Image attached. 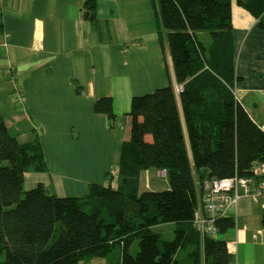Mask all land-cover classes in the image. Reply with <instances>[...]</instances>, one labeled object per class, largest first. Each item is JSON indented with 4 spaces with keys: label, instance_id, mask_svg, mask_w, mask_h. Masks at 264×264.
Instances as JSON below:
<instances>
[{
    "label": "trees",
    "instance_id": "16d2710c",
    "mask_svg": "<svg viewBox=\"0 0 264 264\" xmlns=\"http://www.w3.org/2000/svg\"><path fill=\"white\" fill-rule=\"evenodd\" d=\"M152 4L158 40L180 86L182 119L171 83L131 98L117 187L89 185L88 194L65 209L41 184L23 192L25 173L48 170L41 137L31 130L20 142L0 118V264H89L94 258L104 264H229L227 243L200 238L192 222L203 181L246 177L252 163L264 162V130L233 95L232 40L233 4L264 31V0ZM81 10L101 33L95 1L85 0ZM94 112L113 120L112 99L97 100ZM149 170L166 171L167 190L140 191L141 174ZM160 224L173 225V239L153 231ZM216 227L223 234L234 221L221 218Z\"/></svg>",
    "mask_w": 264,
    "mask_h": 264
},
{
    "label": "crops",
    "instance_id": "0c3cea01",
    "mask_svg": "<svg viewBox=\"0 0 264 264\" xmlns=\"http://www.w3.org/2000/svg\"><path fill=\"white\" fill-rule=\"evenodd\" d=\"M84 1L0 0V118L20 142L40 134L48 170L25 173L23 187L41 184L65 209L89 185L117 187L131 98L176 87L152 0H94L101 33L83 20ZM232 40L234 91L264 130V31L234 4ZM101 98L112 99L113 120L94 112ZM176 110L182 119L178 93ZM227 217L234 228L217 238L229 264H264L261 210L242 198Z\"/></svg>",
    "mask_w": 264,
    "mask_h": 264
},
{
    "label": "built area",
    "instance_id": "2783aa9c",
    "mask_svg": "<svg viewBox=\"0 0 264 264\" xmlns=\"http://www.w3.org/2000/svg\"><path fill=\"white\" fill-rule=\"evenodd\" d=\"M254 175L252 179H243L246 184L239 183L242 179H212L201 184L200 196L202 198L192 222L193 228L200 236L216 238L218 229L216 220L227 217V209L237 206L242 198H251L252 202L264 213V162L253 163ZM165 173L160 171L158 175ZM256 187L257 195L252 196L248 188ZM261 196V197H260Z\"/></svg>",
    "mask_w": 264,
    "mask_h": 264
},
{
    "label": "rangeland",
    "instance_id": "374dc122",
    "mask_svg": "<svg viewBox=\"0 0 264 264\" xmlns=\"http://www.w3.org/2000/svg\"><path fill=\"white\" fill-rule=\"evenodd\" d=\"M203 33L204 32L200 33V39L207 44L208 43V36L206 34H203ZM252 170H253V163L251 165L250 172ZM159 172L154 174L153 170H149L147 172L144 171L141 175V178H140V191H163V190H167L168 189V183L165 181L167 178H166L165 174L164 175H161V174L158 175ZM155 176H157L159 179L164 178V180H159V179L155 178ZM234 178L242 179V180H239V183L246 184V181L243 179H252L253 180L254 175L251 174V175L246 176V177H240V176L235 175V176H232V177L227 178V179H234ZM210 180H212V179H210ZM217 180H219V179H217ZM255 188L256 187L248 188L249 193L252 196L257 195ZM25 191H27V189H25L23 187V192H25ZM201 198H202V195L200 196V193H198L199 201L201 200ZM261 198L264 200L263 196ZM152 229L155 232L161 233L165 240L173 239V233H172L173 225L172 224H160V225L154 226ZM199 237L202 238L201 236H199ZM227 247H228V245H226V250H227ZM136 248H137V244L135 242L130 249V253H132V254L135 253ZM227 253H228V250H227ZM103 262H104V260L102 258H94L90 261L89 264H104Z\"/></svg>",
    "mask_w": 264,
    "mask_h": 264
},
{
    "label": "clouds",
    "instance_id": "9594fccd",
    "mask_svg": "<svg viewBox=\"0 0 264 264\" xmlns=\"http://www.w3.org/2000/svg\"><path fill=\"white\" fill-rule=\"evenodd\" d=\"M174 90H175V92L176 93H179V90H180V86H178L177 84H176V87L174 88ZM159 172V171H158ZM198 207H199V205H198ZM219 220V219H218ZM217 221V220H216ZM217 238V237H216Z\"/></svg>",
    "mask_w": 264,
    "mask_h": 264
},
{
    "label": "bare ground",
    "instance_id": "6f19581e",
    "mask_svg": "<svg viewBox=\"0 0 264 264\" xmlns=\"http://www.w3.org/2000/svg\"><path fill=\"white\" fill-rule=\"evenodd\" d=\"M233 95H234V97L238 100V96H237V94H236V92L235 91H233ZM162 172H164L165 173V175H166V171L165 170H161ZM204 182V181H203Z\"/></svg>",
    "mask_w": 264,
    "mask_h": 264
}]
</instances>
